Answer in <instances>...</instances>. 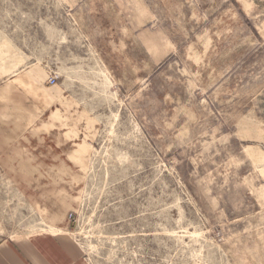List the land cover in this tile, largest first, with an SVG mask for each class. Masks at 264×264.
Masks as SVG:
<instances>
[{
    "label": "rangeland",
    "instance_id": "obj_1",
    "mask_svg": "<svg viewBox=\"0 0 264 264\" xmlns=\"http://www.w3.org/2000/svg\"><path fill=\"white\" fill-rule=\"evenodd\" d=\"M3 80L64 155H0V237L57 226L89 264H264V0H0Z\"/></svg>",
    "mask_w": 264,
    "mask_h": 264
},
{
    "label": "crops",
    "instance_id": "obj_2",
    "mask_svg": "<svg viewBox=\"0 0 264 264\" xmlns=\"http://www.w3.org/2000/svg\"><path fill=\"white\" fill-rule=\"evenodd\" d=\"M28 75L31 79L36 77L38 80L43 77L37 68L31 69ZM42 98L45 96L42 95ZM37 106H40V103L28 99L23 87H19L13 81L0 82V155L3 160L9 156L17 158L18 149L29 153L34 161L33 165L37 169H43V165L53 164V161L57 164L58 159L64 155V149L58 151L54 148L58 145L46 144L47 139L43 136L42 130L38 132L42 128V116L41 114L37 116ZM55 113L52 112L51 120L52 117L55 118ZM44 152L49 154L50 158L43 155ZM74 156L72 154L70 158L75 160ZM16 163H25V160L19 157ZM31 184L32 187L25 188V192L36 200H41L39 185L36 181ZM57 212L60 211L57 209ZM53 218L55 221L57 217ZM40 223L42 224V221ZM47 227L53 233H30L16 238L0 237V264H89L84 259L81 248L74 241L64 235H58L62 233L60 227Z\"/></svg>",
    "mask_w": 264,
    "mask_h": 264
},
{
    "label": "built area",
    "instance_id": "obj_3",
    "mask_svg": "<svg viewBox=\"0 0 264 264\" xmlns=\"http://www.w3.org/2000/svg\"><path fill=\"white\" fill-rule=\"evenodd\" d=\"M50 83H51V85H55L56 79L53 78V77H50ZM69 221L70 222L75 221L74 214L70 213V215H69Z\"/></svg>",
    "mask_w": 264,
    "mask_h": 264
}]
</instances>
